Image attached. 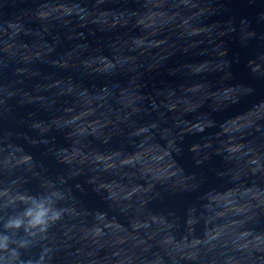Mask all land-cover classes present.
Masks as SVG:
<instances>
[{
    "label": "water",
    "instance_id": "obj_1",
    "mask_svg": "<svg viewBox=\"0 0 264 264\" xmlns=\"http://www.w3.org/2000/svg\"><path fill=\"white\" fill-rule=\"evenodd\" d=\"M18 195L61 216L0 264H264V0H0Z\"/></svg>",
    "mask_w": 264,
    "mask_h": 264
},
{
    "label": "clouds",
    "instance_id": "obj_2",
    "mask_svg": "<svg viewBox=\"0 0 264 264\" xmlns=\"http://www.w3.org/2000/svg\"><path fill=\"white\" fill-rule=\"evenodd\" d=\"M7 195L8 193H3ZM19 200L24 204L22 210L13 211L6 220L3 221L4 233L0 234V251L11 252V256L18 257L19 253L15 248L10 249V244H18L19 247L26 248L31 243V238H35L41 233H46L50 222H55L61 216L59 210L51 207L50 198L26 197L18 195L11 197L9 202L4 205L5 208L11 204H15ZM23 229V236H20V230ZM12 233L9 235L7 233ZM42 254L38 260L27 262L21 261L20 264H44L45 255ZM5 264H10L8 258L5 259Z\"/></svg>",
    "mask_w": 264,
    "mask_h": 264
}]
</instances>
